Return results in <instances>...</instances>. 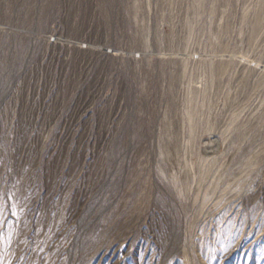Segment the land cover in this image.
Returning a JSON list of instances; mask_svg holds the SVG:
<instances>
[{"label": "rangeland", "instance_id": "1", "mask_svg": "<svg viewBox=\"0 0 264 264\" xmlns=\"http://www.w3.org/2000/svg\"><path fill=\"white\" fill-rule=\"evenodd\" d=\"M0 264H264V0H0Z\"/></svg>", "mask_w": 264, "mask_h": 264}]
</instances>
